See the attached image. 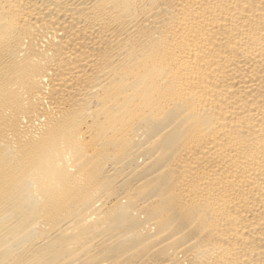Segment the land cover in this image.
<instances>
[{
  "label": "bare ground",
  "instance_id": "6f19581e",
  "mask_svg": "<svg viewBox=\"0 0 264 264\" xmlns=\"http://www.w3.org/2000/svg\"><path fill=\"white\" fill-rule=\"evenodd\" d=\"M0 264H264V0H0Z\"/></svg>",
  "mask_w": 264,
  "mask_h": 264
}]
</instances>
